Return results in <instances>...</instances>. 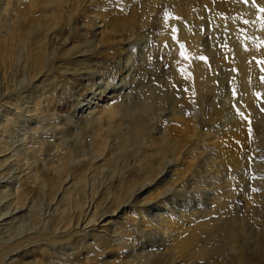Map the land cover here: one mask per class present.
I'll use <instances>...</instances> for the list:
<instances>
[{
    "label": "bare ground",
    "instance_id": "bare-ground-1",
    "mask_svg": "<svg viewBox=\"0 0 264 264\" xmlns=\"http://www.w3.org/2000/svg\"><path fill=\"white\" fill-rule=\"evenodd\" d=\"M59 1L56 0V4ZM148 1L153 9L163 1L177 7L204 2ZM259 1L215 0L213 8L221 19L223 17L222 20L233 16L227 29L228 39L225 38L229 44L225 57L229 58L235 74L240 75L247 94L248 71L253 72L256 68L255 51L264 47V11L258 9ZM30 2L26 7L33 9L34 13L39 9V2ZM211 2L207 4L211 5ZM75 7L66 25L53 13L40 18L33 15L23 17L22 22L15 18L0 24V264H123L124 255L135 264H152L159 254L156 246L162 243L158 239H141L147 234V230L141 232V227L135 232L129 228L127 223L133 210L140 216L141 226L158 225L159 232L167 233L176 214L188 215L184 210L187 207L180 202H171L172 199L163 200L167 190L171 189L166 188L156 195L155 192L150 194L151 186L169 185V179H166H173L171 175L175 172L181 177L183 171H176L177 165L184 167L190 164V159L197 160L199 145L203 141H212L211 148L220 147L218 144L225 142H219L220 136L212 129L203 133L189 125L181 112L173 115L183 126L178 132L182 138L175 137L171 130L159 125L166 110L159 104L163 97L150 108L145 99H137L136 104L131 102L133 96L131 91H125V85L133 77L130 75L132 47L127 32L120 31L127 18L122 19L119 13L107 9L106 12L99 8L89 10L87 6H78L75 10ZM205 7L202 9L207 10ZM205 10H199L200 14ZM213 11L216 12L212 10V14ZM196 20L191 31L182 24L179 39H186L194 51L214 56L215 37L219 32L216 35L207 33L209 37L205 39V30ZM223 22L220 24L224 25ZM206 27L209 30L210 26ZM232 28L244 33L250 51L240 45ZM16 51H19V57L14 56ZM100 55L103 57L99 59L92 57ZM85 58L91 64L85 63ZM16 64L20 68L13 70ZM201 65L197 66L198 81L202 74ZM90 74L94 77L93 83ZM45 75L47 77L42 79ZM80 86L87 93L82 103L78 102L82 97ZM245 112L247 116L244 117H248V110ZM250 113L253 112L250 110ZM137 114H144V118L137 119ZM238 117L241 116L238 114ZM148 150L152 153L144 164L139 156ZM111 159L115 161L109 163ZM184 185L180 187L183 189ZM262 190L264 194V187ZM183 191L187 190L184 188ZM211 192L204 195L212 196ZM158 198L162 200L157 202ZM195 209L198 210V206ZM259 215L260 222L246 226L242 223L228 231L230 253L227 261L221 256L208 259L198 253L200 258L192 255L193 259L181 260L180 255H172L162 261L160 258L156 264H264V203ZM139 232L141 237H135ZM184 245H181L183 249L186 248Z\"/></svg>",
    "mask_w": 264,
    "mask_h": 264
},
{
    "label": "rangeland",
    "instance_id": "rangeland-1",
    "mask_svg": "<svg viewBox=\"0 0 264 264\" xmlns=\"http://www.w3.org/2000/svg\"><path fill=\"white\" fill-rule=\"evenodd\" d=\"M37 1L39 2L40 6L39 9H37L33 13V9H27L28 7H26L27 3H31L30 0H0V24H3V22L14 20L15 18L22 22L25 17L30 18L33 15L36 18H40V16L46 17L51 15L52 13L56 16L57 19L61 20V22H63L64 24L66 22L67 24L68 19L71 15L70 12L74 11V9L72 10V8L75 6V10H77L80 6H87L86 9L89 8V10H97L99 8L101 10L104 9L103 11H106L107 9L109 12H116L117 15L119 13L122 19L127 18L120 31L127 32V36L130 37V41L132 43H130L129 45H131L132 47L131 50L133 63H131L130 67V72H132L131 74H129L133 77L129 80L127 85H125V91H131V94L133 96L130 101L136 104L137 99H145L147 106L150 108L154 105V102L158 98L163 97V100H160L159 104L160 106L162 105L161 107L166 108V110L164 117H162L159 121L161 123L159 125L167 127L173 132L175 137H180L179 139L182 138V136H180V133L178 132L182 130L183 126L176 120V118H174L173 115L176 116L181 112L186 118L189 125L195 127L196 129L202 130L203 133H208L212 129L211 131L216 132L218 134V137L220 136L219 142L224 141L226 143H219L218 145H220V147L215 146V149L211 148V144L213 142L208 138H205L208 140L203 141V144L199 145L198 152L200 153H197V156L200 159L198 158L194 161L190 159V164L185 165L184 167L181 164L177 165L176 171H183L181 177L176 174L177 172H175L171 175L173 179H166H169L167 182L169 183V185H159L158 187L157 185L151 186L152 192L150 190L149 193L151 192L150 194H152L155 192L154 194L156 195L160 194L162 190L166 188L171 189L169 191L167 190L168 194L171 191V194H169V196L167 192L164 197L162 196L163 200L170 201L169 199H172L173 201L171 202H180L181 205L187 207V209H184L185 212L188 213L186 217L177 214L174 216V224L170 228L171 230L169 229L167 233L163 234L161 230L159 232L158 225H150L153 227L141 226V218L137 214L136 210H133L127 224H129V228H132L133 232H135V230L139 229L140 227L143 228H140L141 232L143 230H147L145 231L147 232L145 238L141 237L140 232L137 233L139 236L135 233V237H141V239L143 240L150 239V241H156L158 239V241L162 243L161 245L157 246L156 244H154V246L159 248L157 250L158 253L160 255L163 253V255L160 256L158 254L154 258V260H152L153 262L151 261L152 264H156L160 258L162 261L166 258H170L172 255H180V257L182 258L181 260L193 259L197 257L200 258L201 255L208 256L206 257L208 259L221 256V259L227 261L228 255L230 253L228 247V231L232 227L238 226L242 223L245 224L244 226H246L247 224L258 223L261 221L259 213L261 212L264 203V194L262 190L264 187V47L261 46L263 50L258 48L255 51L256 54L254 55L256 56H254V58L256 68L255 70L253 69V72L251 70L248 71L246 84H248L249 93L247 94L244 92V83L242 82L240 75L235 74L237 72L234 70L229 58L225 57L228 44L226 40L228 39V30L230 28L229 25L232 23L233 16H231L230 19L227 18L226 20H222L223 17L221 19V15L218 13V11H216V9H213L215 8V0H211L212 2L210 0H204L206 4L203 1H201L200 4L198 3V1L196 5L193 3H191V5L185 3L187 6L185 4H182L184 8L182 5L177 7L176 5L169 4V2L163 1L154 9L151 7L148 0H62V2L57 0V2H60L58 4H56V0ZM190 1L193 2L194 0ZM52 2H54V4ZM208 2H211V5L207 4ZM262 2L263 1L260 0L258 3L259 10L264 9L262 8L264 7L262 5ZM61 3L63 4V6L61 5ZM188 6L190 8H188ZM201 6H206L205 8H208V11L204 8L202 9ZM210 6H212V8H210ZM49 8H51V10ZM199 10H205L204 14L202 11V13L200 14ZM212 10H215L216 12L213 11L212 14ZM19 12L21 14L18 15ZM187 15L188 17H186ZM20 16H22V18ZM194 17L198 19V21H200L199 24H201L202 28H204L205 30V39H208L209 33L212 32L211 35H216L219 32L215 37L216 49L214 56H212V54L209 55V53L207 52L200 53L194 51L192 50V47L190 48L189 42L186 39H179L181 34L180 27L182 26V24L184 28H190H187V31L193 30L194 25H196V22L194 21H197ZM188 22H190L191 25ZM209 22H211L212 25H209ZM221 22H223L224 25L220 24ZM206 24L210 26L209 30L206 27ZM203 25H205V27ZM212 27L214 28L213 30ZM239 31L240 30L238 28H232V33H234V36L238 41L240 40V45L247 51H250V47L245 39L244 33L242 31ZM17 39L15 40V43ZM38 45L40 46V44ZM21 49L22 48H19V50ZM14 56L19 57V51H16ZM92 57L99 59L103 56L100 55ZM215 57L216 61H214ZM225 61L226 63H224ZM257 61L258 63H256ZM90 62L91 61L88 58H85V63L91 64ZM17 65L19 64L14 65L13 70H15V67L20 68V66L18 67ZM200 65L203 68L201 70L202 74L199 78L200 81H198L196 73H198V67ZM260 65L262 66L261 69H259ZM46 77L47 75L43 76L42 79ZM231 80L233 81L231 82ZM90 82H94V77L91 74ZM80 83H82V80L80 81ZM235 88H237L236 91ZM79 91L81 92L82 97L79 98L78 102L82 103L87 93L81 86L79 87ZM250 92H253L251 94L253 97L249 95ZM249 102L250 106H253L254 108L248 105ZM246 110H248V117L250 119L248 117H244L247 116V112H245ZM250 110L253 113H250ZM196 111H198V113H195ZM244 112L245 114L243 115ZM238 114L239 116L244 118L242 119L244 120V122L241 121V117H238ZM249 114H251L252 116ZM136 116L137 119H140V117L144 118V114H137ZM193 121L196 122L193 123ZM224 121L227 122L226 125ZM230 121L232 123H230ZM246 122H248L247 125L249 124V128L247 125L244 126ZM241 125L243 127H246V129L248 130L246 131L245 129H243V131V127L240 128ZM104 127H108L107 123H104ZM230 128L232 129L230 130ZM220 132L221 134H219ZM244 136L245 138L247 136L246 140L244 139ZM155 143H158V141L156 140ZM248 144L250 145L248 146ZM201 152L203 153V155ZM151 153V150L144 151L142 154H140L139 160L144 164L147 163V156ZM122 157L123 155L121 156V158ZM112 161H115V159H111L109 163ZM185 172L187 173L185 174ZM184 174L187 176L185 177ZM189 181L193 184L187 183ZM200 183L201 185H204V188L201 187V189H199L200 191H198V188L201 186ZM180 185H184V188L187 191H183L184 188L182 189ZM169 186H173V188H170ZM178 186L182 190L179 189ZM196 188L197 191H192L196 190ZM178 189L180 191H177ZM201 190L203 191V194L201 193ZM178 192L180 193L178 194ZM190 192L194 193L195 196L193 194L192 196L189 195L191 194ZM207 192H211L212 196L204 195ZM189 196H191L192 198H190ZM154 197L155 195L153 196V198ZM156 200L158 202V200L160 201L162 200V198H158ZM152 203H155V201ZM195 206H198V210L203 212L201 213L200 211L195 209ZM190 210L195 211L191 212ZM191 213L194 214L191 215ZM192 235H194L193 238ZM181 241L183 242V244ZM181 245L186 246V248H184L185 250L181 247ZM173 247L176 248L174 249ZM176 249L178 251H176ZM200 250L203 251L200 252ZM185 253H187V255H185ZM198 253L201 255H197ZM188 256L191 257L188 258ZM129 258L130 257L124 255L122 258V263L135 264V261L131 262V258Z\"/></svg>",
    "mask_w": 264,
    "mask_h": 264
},
{
    "label": "snow or ice",
    "instance_id": "snow-or-ice-1",
    "mask_svg": "<svg viewBox=\"0 0 264 264\" xmlns=\"http://www.w3.org/2000/svg\"><path fill=\"white\" fill-rule=\"evenodd\" d=\"M261 11H264V9H261ZM246 23H247V21H246Z\"/></svg>",
    "mask_w": 264,
    "mask_h": 264
}]
</instances>
